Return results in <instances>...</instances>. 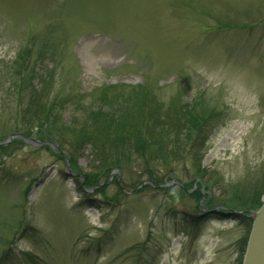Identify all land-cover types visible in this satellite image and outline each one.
<instances>
[{"label": "rangeland", "instance_id": "obj_1", "mask_svg": "<svg viewBox=\"0 0 264 264\" xmlns=\"http://www.w3.org/2000/svg\"><path fill=\"white\" fill-rule=\"evenodd\" d=\"M29 37L55 48L41 67H54L53 90L72 96L66 125L79 116L75 95L88 108L105 93L124 109L145 85L162 111L201 97L221 122L202 148V178L187 153L153 164L149 177L138 163L99 170L84 147L72 149V169L69 146L35 130L11 134L18 101L0 79V146H9L0 149V264H136L139 255L144 264H242L249 223L205 217L203 203L217 200L218 211L234 187L264 198V0H0V61Z\"/></svg>", "mask_w": 264, "mask_h": 264}, {"label": "trees", "instance_id": "obj_2", "mask_svg": "<svg viewBox=\"0 0 264 264\" xmlns=\"http://www.w3.org/2000/svg\"><path fill=\"white\" fill-rule=\"evenodd\" d=\"M48 46L39 43L34 37H29L18 49L10 63L0 61V79L2 83L8 82L7 95L18 101L17 118H15L18 128L11 134L27 138L35 130V138L41 141L55 143L60 148L62 147L61 149H64L65 145L69 146L71 152H67L65 158L68 159L72 169L75 165L72 149L79 151L84 147L90 149L92 163L97 162L99 170L120 169L130 163H138L137 167L140 169V173L144 171V174L149 177L153 174L151 169L155 166L153 164L159 162L166 164L174 160H182V153H187L192 162H195V164L191 163L194 175L202 178L201 174L204 172L200 169L202 148L211 131L217 128L221 122V111L206 106V100L201 97L193 105L180 106L179 109L170 107V109L162 111L159 109L162 107L150 98V93L148 94L147 91L151 90L148 85H145L132 88L134 94L141 97L140 102L138 101L139 104H127L128 107L124 109H119L117 105V107L114 106L115 98L106 100L105 93H99L100 95L92 101V106L88 108L81 106L82 95H75L78 102L72 103L76 104V111L81 119L78 115L73 116L68 122L69 124L66 125L63 122L62 109L71 103L72 96L62 97L53 90L54 67L51 66L50 69L41 67V64L55 57L54 52L49 50L53 46ZM53 49L55 50L54 47ZM51 63L53 65V60ZM2 91L0 89L1 94ZM104 101H107L108 104H105ZM150 106L155 109L152 108L153 110L144 112ZM103 108L107 111H104ZM17 141L19 140L12 141L11 145L19 143ZM169 143L173 147L172 151L166 160H161L163 150L167 149L165 146ZM7 147L9 148V146ZM7 147L0 146V149ZM116 183L119 185L118 179H116ZM149 185V188L164 189L160 187L161 182L157 180H152ZM87 186H90L88 180L84 183V187ZM104 187L105 184L96 189L94 193L102 194L101 190ZM146 187L147 185H143L139 189L133 188L140 192V189ZM186 188L188 187L182 185L183 191ZM120 189L122 190V188ZM182 190L181 193H183ZM261 194L263 193L256 191L248 194L242 189L234 187L226 192L225 198L221 199V202L218 200L221 203V209L218 211L210 212L215 209L214 205L217 200H205L203 204L209 212L204 216L212 219L245 221L249 223L248 236L251 220L245 219L243 215L230 214L229 210L255 211L262 203L260 201ZM190 196L196 203L201 199L197 192ZM181 197L173 198L182 199ZM198 219L194 218L195 221ZM247 236L242 240L240 256L244 252ZM144 263L139 255L136 264Z\"/></svg>", "mask_w": 264, "mask_h": 264}, {"label": "water", "instance_id": "obj_3", "mask_svg": "<svg viewBox=\"0 0 264 264\" xmlns=\"http://www.w3.org/2000/svg\"><path fill=\"white\" fill-rule=\"evenodd\" d=\"M15 137L19 136L11 135L8 141L4 144H7ZM25 142L40 146L48 145L50 147H54L52 144L35 142L33 140L25 139ZM230 213L236 214L234 211H231ZM237 214H242L251 220V228L246 242L242 264H264V198L257 211H243Z\"/></svg>", "mask_w": 264, "mask_h": 264}]
</instances>
